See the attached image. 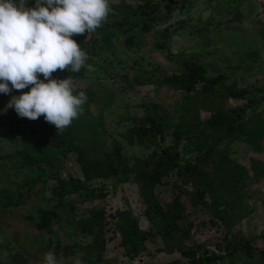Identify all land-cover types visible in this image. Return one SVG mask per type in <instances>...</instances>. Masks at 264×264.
I'll list each match as a JSON object with an SVG mask.
<instances>
[{
  "label": "rangeland",
  "instance_id": "rangeland-1",
  "mask_svg": "<svg viewBox=\"0 0 264 264\" xmlns=\"http://www.w3.org/2000/svg\"><path fill=\"white\" fill-rule=\"evenodd\" d=\"M142 1L110 0V7L114 9L111 15L115 17H108V20L122 17L121 9H125L128 6L126 4H139ZM34 4L35 0H28L27 7ZM234 13L236 16L230 18ZM157 19L151 28L134 35L131 47H125L124 44L122 46L126 33L117 32L113 36L108 34V39L104 42L101 39L98 48L100 46V49L107 51L101 57L95 55L92 59L104 64L99 69L89 64L92 66L91 70L87 67L85 69L91 76L86 82L83 77L76 81L77 88L81 90L84 86H89L91 102L88 100L84 106V115L73 121L75 126L70 128L71 136L77 147L83 150L86 159H89L90 150L97 146L98 153L103 148L100 141L105 131L108 130L109 136H116L119 129H125L128 122L126 116L130 112L143 115V110L137 106L139 102L145 106L156 103V116L171 123L179 122L180 134L192 133V136L179 138L175 146L179 157L196 164L211 176L210 187L206 188L209 193L203 198L206 205L202 208L191 207L189 196L185 193L179 196L184 205L182 215L185 227L189 224L186 238L204 242L213 250L212 244L224 235L226 227L228 238L255 236L251 246H260L261 234H264V0H177L173 12L166 17V23L171 29H162L164 19ZM180 19L184 24L178 27L175 22ZM161 42H164V48L156 46ZM136 43L140 47L138 52L133 50ZM183 60L199 63L204 69L205 77L218 75L212 85L213 92H195L199 91L202 81L196 82L195 88L187 91L153 82L161 74L180 71L177 67ZM133 62L138 66H131L130 70L126 68L130 74L122 76L124 64L131 65ZM132 79L148 82L131 86L130 83H134ZM230 84L248 87L243 99L228 97L222 92ZM9 86L11 87L10 82ZM12 95H15L13 91L10 94L0 93V118L7 115L10 108L7 111L4 109ZM252 96L256 98L255 102L251 107L244 106L236 115L230 132L216 127L205 129L206 136L195 134H198L199 122L209 116L208 108L225 109L244 105L245 98ZM123 104H130L132 111L117 108ZM117 117L121 121L116 120ZM8 128L6 124L0 126V149L6 143L1 134ZM52 133L57 134L55 130ZM123 135L128 137L127 132ZM168 138L170 140V136ZM206 148H211L212 151L208 157L200 158ZM142 150L127 156V170L118 174L115 184L106 181L105 197L92 200L86 197L80 202V195L70 194L64 196L63 200L75 202L77 210L91 205H104L106 211L118 207L130 208L137 217L140 228H149L148 221L142 215V203L138 195L139 181L135 179L133 171L139 166L143 167L145 161L147 163L151 159L150 153ZM69 155L63 161L61 172L78 175L74 156ZM92 156L95 157L93 154ZM13 172L7 165L0 166V192L5 193L13 188L9 187L11 179H8ZM19 178L21 177L18 176L15 180ZM53 182L49 180L46 184L50 186ZM37 187L36 184L29 192L22 191L16 206L0 210V264H42L43 254L53 249L54 239L60 245L72 240L80 243L86 241L80 234L75 235L71 223H64L70 213H64L62 208L67 209L68 205L56 207L62 217L53 225L52 233L34 228L26 215L34 214L38 207H51L55 203L47 198L49 190L35 194L33 190ZM184 189H191V185L185 184ZM154 192L163 206L174 196L164 186H156ZM214 211L224 216L217 217L213 214ZM173 236L164 240L165 243L173 245L180 241ZM160 240L156 237L152 241H145V253L140 254L142 261L148 260L145 256L147 250L154 253L152 261L157 264H169L170 259L176 258V252L163 253L160 249L155 252V248L161 245ZM186 241L188 240H184L185 243ZM117 243V236L108 240L102 258L95 262L83 260L84 264L128 263L130 260L127 257L120 256L122 248ZM47 244L50 245L49 248H46ZM57 254L61 264H72V258H63L61 250ZM223 259L217 258L213 263L261 264L256 253L249 257L250 261L241 255Z\"/></svg>",
  "mask_w": 264,
  "mask_h": 264
},
{
  "label": "trees",
  "instance_id": "trees-1",
  "mask_svg": "<svg viewBox=\"0 0 264 264\" xmlns=\"http://www.w3.org/2000/svg\"><path fill=\"white\" fill-rule=\"evenodd\" d=\"M174 4L175 1L169 0L168 3L163 2L162 6L158 3L155 6L143 8L142 5H138L130 11L121 9L122 17L107 20L94 33L88 35L86 33L74 34L72 38L81 45L82 50L86 51L89 56L86 64L95 65L99 69L104 63L95 62L92 57L95 55L101 57V54L107 51L106 49H100V46L98 48L101 39L104 42L108 39V34L113 36L117 32L126 33L127 36L123 38L122 46L124 44L125 47H131L130 42H132L134 35L148 30L150 22L157 13L167 14L166 16L171 14V11L174 10ZM138 16L140 19H138ZM234 16H236L235 13L230 18ZM183 22L180 19L175 24L181 27ZM137 45L136 43L133 48L136 52L140 49ZM156 46L164 48V42L158 43ZM139 57H142V55L139 54ZM136 64L135 62L131 65L124 64L125 70L122 71L121 75L125 77L129 75L130 73H127L126 68L130 70L131 66H138ZM177 68L180 71L161 74L153 82L179 87L187 91L193 90L195 83L202 81L198 88L199 91L195 92L214 91L212 85L218 79V75L210 78L205 77L203 74L204 69L199 63L183 60ZM60 76H64L62 79L71 76L75 81L83 77V81L86 82L91 75L87 74L85 67L77 73L71 72V69L68 68L65 70L58 69L52 74V78L58 80L61 79ZM38 77L43 79L42 74H38ZM132 80L134 83H130L131 86L148 82ZM31 87L30 85L29 88L13 90V93L20 95L28 92ZM88 87L84 86L83 90L77 88V92L84 91L91 102ZM247 89L248 87L242 88L230 84L222 92L228 97L243 99ZM77 92H74V95ZM245 100L244 105H236L237 107L208 108L209 116L199 122V127L197 126L199 128L198 134H195L204 136L205 129L216 127H221L224 132H230L236 115L243 110L244 106L251 107L256 98L252 96L245 98ZM151 104L145 106L139 102L137 106L141 107L143 115L140 116L130 112L126 116L128 122L125 129H119L116 136H109L108 130L105 131V135L102 136L100 141L103 148L98 153L96 152L97 146L94 150H90L89 159H86L83 150L77 147L71 136L70 128L75 126L74 123L62 135L58 136L52 133V130L56 131L55 126L46 122L43 116L33 121L19 117L14 108H10L7 115L0 118V126L6 124L9 127L7 131L1 134L6 143L0 149V166L7 165L9 169L14 170L8 176V179H11L9 187L13 186V188L5 193L0 192V210L16 206L20 201L22 191L29 192L31 187H35L37 184L38 187L33 190L34 193L38 194L44 191L46 193L49 190L50 195L47 198L54 200L55 203L51 207H38L34 214H28L26 218L33 223L34 228L37 230L52 233L54 230L53 225L57 223V219L62 217L56 207L68 205L67 209L62 208L64 213H70V217L66 218L64 223H71L75 235L80 234L86 241L80 243L72 240L70 243L60 245L58 240L54 239L51 251L56 254L57 258H60L57 254L59 250L62 251L63 258L69 259L79 250L85 254L84 261H98L106 251L107 241L117 236V244L122 248L119 253L120 256L127 257L130 260L126 264H157V262L152 261L153 252L146 251L145 256L148 257V260L145 259V261H142L140 254L145 253L146 240L152 241L158 237L161 239V245L155 248V252L160 249L163 253H177L176 258L169 260V264H214L213 262L217 258H221V260L223 258L230 259L240 255L247 257V260L250 261L249 257L255 253L258 254L259 262L264 264V234H261L260 246H251L255 236L228 238L227 229L223 224L225 227L224 235L212 244L214 246L213 250H210L204 242L200 243L186 238L189 232L187 227L189 224L185 227V218L182 215L184 205L179 200V196L185 193L189 196L191 207L202 208L206 205L203 198L208 192L206 188L210 187L211 176L209 177L196 164L181 159L175 149L181 136L189 137L192 136V133L191 135L180 134L179 122L171 123L162 120L154 113L156 103ZM130 106V104H123L117 106V108L122 107L130 111ZM120 116L124 117L123 115ZM117 118L116 120L121 121L120 118ZM124 132L128 133V137H124ZM168 136H170V140ZM131 147H134V150H131ZM142 149L146 150L145 153H150L151 159L147 163L145 161L143 167L139 166L133 171L136 174L135 179L139 181L138 195L141 198L142 215L148 221L149 228L144 230L140 228L137 217L130 208L118 207L106 211L104 205H91L82 210H77L75 202L63 200L64 196L70 194L80 195V202L86 197L91 200L105 197L107 194L106 181L115 184L118 180V174L127 170V156L135 155L138 150ZM211 151V148H206L204 155H201L200 158L203 156L204 158L208 157ZM69 154L74 156V163L79 171L78 175L63 174V171L61 172L64 167L63 161L70 157ZM18 176L21 178L15 180ZM49 180L54 182L47 186L46 183ZM187 183L191 185L189 190L184 189ZM156 186L167 187L169 191L174 193L172 199L165 206L159 203L155 195L154 188ZM208 189L210 190V188ZM214 213L220 218L224 216L217 211H214ZM186 223H189V221H186ZM173 234L177 235L173 236ZM172 236L176 240L179 238L180 241L173 243V245L166 244L164 240L172 238ZM184 240L188 241L185 243ZM45 246L46 248L50 247L49 244ZM136 257L137 260H135ZM181 258H183V261ZM132 260L134 261L131 262ZM229 264L235 263L230 262Z\"/></svg>",
  "mask_w": 264,
  "mask_h": 264
},
{
  "label": "clouds",
  "instance_id": "clouds-1",
  "mask_svg": "<svg viewBox=\"0 0 264 264\" xmlns=\"http://www.w3.org/2000/svg\"><path fill=\"white\" fill-rule=\"evenodd\" d=\"M27 3L0 0V93L32 86L12 95L4 111L14 108L19 117L33 121L43 116L60 136L84 115L88 96L77 92L71 76L58 80L52 74L58 69L91 70L86 64L89 56L72 37L96 32L114 9L110 0H35L32 7ZM84 255L77 250L72 264H84ZM42 264H61V260L49 250Z\"/></svg>",
  "mask_w": 264,
  "mask_h": 264
},
{
  "label": "flooded vegetation",
  "instance_id": "flooded-vegetation-1",
  "mask_svg": "<svg viewBox=\"0 0 264 264\" xmlns=\"http://www.w3.org/2000/svg\"><path fill=\"white\" fill-rule=\"evenodd\" d=\"M170 1H175V4H174V7L173 8H175L176 7V5H177V0H170ZM147 2V4H145ZM163 2L164 3H168L169 2V0H143L142 2H140L139 4H135V3H132V4H126V5H128V6H126L125 7V10H133V9H135V7H137L138 5H142V8L143 7H146V6H148V7H152L153 5L155 6L156 4H160L161 6H162V4H163ZM145 11H147V10H145ZM173 11H171V13H172ZM201 12V11H200ZM167 14H165V15H163V14H160V13H157L156 15H155V17H154V19L150 22V24H149V27H148V29L149 28H151V26L152 25H155L156 24V21L158 20L157 18H163L164 20H163V22L161 23V25H162V29H164V30H166L167 28H172L170 25H169V27H168V25H167V23H166V16ZM171 14H168V17L170 16ZM149 16V15H148ZM109 17H115V16H112L111 14L109 15ZM138 19H140L139 18V16H138ZM110 20V19H109ZM161 22V21H160Z\"/></svg>",
  "mask_w": 264,
  "mask_h": 264
},
{
  "label": "water",
  "instance_id": "water-1",
  "mask_svg": "<svg viewBox=\"0 0 264 264\" xmlns=\"http://www.w3.org/2000/svg\"><path fill=\"white\" fill-rule=\"evenodd\" d=\"M203 14V13H202ZM202 16H204V15H202ZM203 18V17H202Z\"/></svg>",
  "mask_w": 264,
  "mask_h": 264
}]
</instances>
